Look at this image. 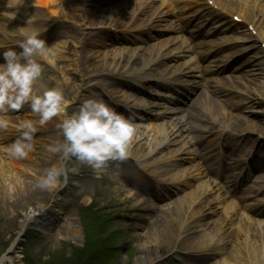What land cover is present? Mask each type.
I'll use <instances>...</instances> for the list:
<instances>
[{
  "label": "rangeland",
  "instance_id": "374dc122",
  "mask_svg": "<svg viewBox=\"0 0 264 264\" xmlns=\"http://www.w3.org/2000/svg\"><path fill=\"white\" fill-rule=\"evenodd\" d=\"M132 1L101 0L94 4L89 3L88 6L92 8L89 12L74 10V21L67 22L61 17V21L64 20L70 25L68 30L63 32L66 33L65 37L60 40L65 44L59 43L57 49L67 56L69 61H60L50 66L42 60L44 73L40 84L43 87H52L57 82L60 83L68 99L66 111L75 110L83 98L91 97L92 92L99 96L97 89H101L106 96L119 98L109 88L104 85L101 87L97 82L92 81L91 85H87L89 83L86 81L87 75L92 79H102L100 70L105 68V62L132 57L142 61L143 57L150 52L147 47L106 46L101 50L74 43L73 39L76 38L74 33L78 30L91 33L98 28H110L106 24H93L94 16H99L100 20L108 16L118 18L121 10L119 6L113 7L114 4L127 7ZM26 10L29 12L24 13ZM35 10L32 3L30 7L23 8L18 5V11L23 14L17 17L18 23L22 24L25 19H30ZM65 11L69 12V8L66 7ZM1 20L0 28H3ZM13 21L16 22L10 19V25ZM67 45L70 46L71 51H67ZM90 52H95L96 57H94L99 60L95 67H87L82 60V56ZM48 67L50 71L46 70ZM80 80L87 83L82 85ZM49 81L52 83L50 86L47 84ZM254 81H259V77L250 73L249 76H244L238 85L246 89L253 87ZM42 90L43 88L40 89ZM250 96L256 98L257 95L251 93ZM258 99L264 101V97H258ZM254 103L257 104L258 101ZM24 108L27 109H23V111L26 110L23 113H32L27 104ZM223 111L227 113L225 108ZM255 112V120L261 121V126L264 127L262 122L264 118L261 116V114L264 115V105L256 107ZM20 114L21 111L12 110L7 114V118L18 117ZM233 121L235 122V119ZM19 124L18 120H14L9 128L0 129V164L9 161L8 148L20 136ZM143 127L136 124L133 135V139L140 144H145L148 136V130ZM37 128L34 152L30 154L28 161L22 160L23 165L16 166L13 171L18 178L20 177V184L28 183L32 187L33 194H29L28 197L17 196L16 199L9 200L7 204L0 201V254L7 253V256L12 258V264H135L138 240L132 234L146 232L150 227L154 231L158 230L162 224L161 213L171 209L170 204L177 199L167 198L155 203L149 201L148 204L136 205V202H140L136 201L137 191L146 192L147 188L140 181L142 173L134 168L131 161L119 165L116 163L118 160H109L103 169L95 170L83 162L69 158L64 161L66 173L57 188L39 187V178L52 166L44 164V161L48 160V145L59 139V130L57 126L49 130H42L39 126ZM165 128L167 130L168 126ZM242 129H248V127L242 126ZM162 144L164 142L160 143L161 148ZM160 145H158L159 153L154 156L155 159L161 153ZM127 152L128 154L119 160L130 157L134 161L133 153L128 150ZM51 154L57 160L56 164L60 163L59 154ZM138 167L142 168V172L146 171L145 166L138 165ZM4 169L7 170V167L4 166ZM165 176H167L166 171L163 172L162 177L168 178ZM14 177L11 176L7 181L11 179L14 183ZM125 181L133 185L132 195H123L124 187L131 189L126 186ZM216 217L219 216L214 218ZM210 220L211 218H208L207 223H211ZM70 227L75 231L74 237L69 231ZM192 231L194 233L186 232L185 234L194 236L200 232L199 229L194 228ZM184 246L181 242L172 243L169 247L165 246L166 249L160 256L147 264H219L226 254L203 255L202 260L198 261L199 253L194 252L193 249H185ZM5 264H8L7 259Z\"/></svg>",
  "mask_w": 264,
  "mask_h": 264
},
{
  "label": "bare ground",
  "instance_id": "6f19581e",
  "mask_svg": "<svg viewBox=\"0 0 264 264\" xmlns=\"http://www.w3.org/2000/svg\"><path fill=\"white\" fill-rule=\"evenodd\" d=\"M37 4V9L32 12L30 19L22 20V24L18 23L19 21L13 22L10 25L7 24L0 28V40L1 41H17L21 42L24 39L23 33L25 31L31 30H41L45 29L47 32L50 30L51 38H58L57 33L60 32V29H67L69 24L68 21L73 20V12L74 10H83L85 12L91 11L92 8L88 6L90 1L87 0H34ZM64 1V2H63ZM176 3L179 0H175ZM212 3L216 4L220 8L225 9L228 13H232L239 19H242L247 26L250 27L252 31H248L245 28L239 30V32L234 36L233 41H246L250 43L247 47L243 48L244 50L249 49L248 58L243 62V64L250 66L252 75L259 77V81L252 82L253 87H247L246 89L250 90H241L248 99H244L243 101L248 104L254 105L255 101H260L258 97H264V51L257 46L258 41L260 44H264V1L262 0H211ZM130 5L127 7L114 4L113 7L120 8V16L115 18L114 16H108L107 18H101L99 16L93 17V24L101 23L106 24L108 26L114 25H126L131 24L136 21V16L134 14V7L136 5V1L129 2ZM162 5H165L169 11H172L171 3L169 0H162ZM66 5V6H64ZM139 6V5H138ZM137 6V7H138ZM69 8V12H66L65 9ZM189 6L180 7L181 11L188 8ZM45 11H44V10ZM137 9V8H136ZM64 18V20H60ZM16 20V19H15ZM213 20L223 27H228L231 25V22H228V18L218 19L216 17ZM52 26V27H51ZM51 27V28H50ZM63 27V28H61ZM118 27V26H115ZM99 31V30H98ZM100 32V31H99ZM62 33V32H60ZM59 33V34H60ZM43 34V32H42ZM49 35V33H47ZM63 33L61 37H65ZM72 34V33H71ZM75 37L74 43L81 44L84 46L88 45V47L92 48L94 44L97 43L98 46H102L106 44L108 40L106 35L96 34V33H88V32H79L76 31L74 33ZM14 38V39H13ZM59 43L63 45L65 42H55L54 44H49V46H53L57 52V55L53 57V63L49 64L56 65L57 62H68L69 58L64 56L62 52H60L57 48L59 47ZM108 45V44H107ZM98 46L96 48H98ZM81 48V47H80ZM155 46H151L149 50L151 51V55L146 54L142 59V61L136 60L134 57L130 59H115L110 60V62H105V68L101 69L103 78H94L92 79L87 75L86 81L89 82L87 85H91L92 81L97 82L98 85L102 87V85L110 87H129L127 78L134 77L136 71L139 70L140 67H143L146 58L152 56V53L156 51ZM71 51L70 46L67 45V51ZM242 51V50H241ZM240 50H238V53ZM91 53V54H90ZM88 55L82 56V60L87 64V67H95V65L99 62L98 58H95V52H90ZM148 55V56H147ZM95 56V57H94ZM246 55L240 57L239 59H243ZM89 65V66H88ZM47 71H50V68H46ZM130 72L134 75H130ZM83 75H85L83 73ZM124 78V80L122 78ZM130 77V78H131ZM84 80H80V84L84 85L87 82ZM237 81L236 83H238ZM141 84V82H139ZM235 83V84H236ZM48 86L52 83L47 82ZM95 84V83H93ZM234 84V85H235ZM236 84V85H237ZM235 87V86H234ZM98 92L100 89H97ZM239 90V89H237ZM251 93L257 95L256 98L254 96H250ZM262 95V96H260ZM93 98H98L95 93L90 94ZM126 98V95H123ZM122 100V99H121ZM123 101V100H122ZM233 101H230L232 103ZM235 107L236 104H227V108ZM236 109H242L240 107H235ZM23 109H27L22 107L17 111H21V114L18 117L8 118L11 123L14 120H18V123H21L24 120L31 119L34 121L39 120V116L34 114H28L30 112H25ZM30 109V108H29ZM28 109V110H29ZM246 109V108H245ZM224 108L221 105L213 104V102H209L206 96L198 95L189 108V112L186 116H183L181 120H178L176 123H172L170 125L171 130L162 129V127L157 126H146L143 128L148 129V136L145 140V144H140L138 141H135L132 137L128 151L133 153V157L137 164L142 166L150 167V170H154L158 165L154 156L159 153L158 145H160L161 140L167 139L168 142L171 141L176 142L179 139H183V132H187V130H191L192 132L189 135L197 134L199 136H193V139H201L202 131H211L220 126H224V128H232L238 127L236 123L233 122V118H236L237 121L242 122L245 126L249 128L251 133H256L257 135L264 137V127L257 123H250L247 121L248 116L246 115L243 118L240 117H231L227 113H224ZM203 111V112H202ZM202 112V114H201ZM187 116H189L190 120H186ZM250 116H254L253 113ZM131 120H134L136 117L134 115H127ZM231 117V118H230ZM206 121L205 125H199L198 121ZM59 121L58 117H53L50 119L45 125L41 126L37 124V126L41 127L43 130H49L56 126ZM197 121V123H195ZM207 125V123H209ZM189 127H193V129H188ZM243 131V130H241ZM177 134V137L175 135ZM258 138L252 139V141L257 140ZM200 141V140H199ZM260 145L259 149L261 150L264 147V141L259 140ZM145 145L144 147H142ZM145 148V149H144ZM144 149V150H143ZM158 150V151H157ZM34 152V151H33ZM32 152V153H33ZM156 152V153H155ZM160 154H164L169 152L166 151L163 153L162 149ZM31 154V153H30ZM48 160L44 161L45 166L55 165L57 160L54 159L53 155L49 152L47 153ZM31 155L27 158H13L9 154L7 158L8 162H2L0 164V201L7 204L12 199H16L17 196L28 197V195H32L33 189L30 185L20 184V177L18 178L14 168L16 166H22L21 161H28ZM160 155H158V158ZM22 161V162H23ZM47 164V165H46ZM169 165H174V160L168 163ZM4 166L7 167V170L4 169ZM25 166H27L25 164ZM180 170H176L175 175L178 179L180 176ZM9 176V177H7ZM14 177L13 180L7 181L8 178ZM16 183V184H15ZM184 183V181H181ZM168 189V188H166ZM199 188H196L194 191H191L186 194V196L179 197L176 201H173L170 206H172L169 210H164L161 213L162 216V224L158 230H152L151 227L142 233H134L132 234L138 240V249L135 257V264H147L151 260L156 259L160 256V254L169 247L172 243L181 242L185 245V249H193L194 252H198L199 258L202 259L203 255H213L219 253H226L225 258H223L219 264H264V228L261 227L259 223L248 219L243 221V218L238 219L237 216L228 215L232 207H227L223 210V217L211 218V207L203 204V202L199 198L198 192ZM131 193L128 189H123V195L129 196ZM15 201V200H14ZM135 203V202H134ZM138 203V202H136ZM135 205V204H134ZM167 207V206H166ZM163 209H165L163 207ZM251 211H256L252 209ZM256 213V212H255ZM258 213V212H257ZM211 218L210 222L207 223V219ZM199 229V233L197 235L187 236L188 234L194 233L192 230ZM204 229V231H202ZM232 231H230V230ZM70 233L74 237L75 231L72 227H70ZM196 234V233H195ZM186 241V242H185ZM166 246V247H165ZM165 247V248H164Z\"/></svg>",
  "mask_w": 264,
  "mask_h": 264
},
{
  "label": "clouds",
  "instance_id": "9594fccd",
  "mask_svg": "<svg viewBox=\"0 0 264 264\" xmlns=\"http://www.w3.org/2000/svg\"><path fill=\"white\" fill-rule=\"evenodd\" d=\"M45 29L25 31L19 43L22 51L13 47L3 52L6 63H0V129L10 127L7 114L19 110L26 104L38 121L27 119L18 128L20 136L9 146L8 153L13 158H27L34 151L37 124L43 126L53 117H58L56 125L59 139L48 145L47 150L59 154L60 163L48 169L39 178L41 188H57L65 175L64 161L74 158L95 170L103 169L109 160L124 158L129 143L135 133V125L130 117L116 112L102 99L83 98L75 110L66 111L68 99L60 83L52 87L40 84L44 73L42 60L53 63L57 52L41 38ZM43 88L42 91L40 89ZM12 264L7 253L0 254V264Z\"/></svg>",
  "mask_w": 264,
  "mask_h": 264
}]
</instances>
